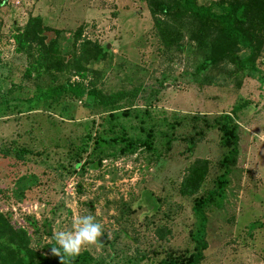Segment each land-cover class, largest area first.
<instances>
[{
  "label": "rangeland",
  "instance_id": "rangeland-1",
  "mask_svg": "<svg viewBox=\"0 0 264 264\" xmlns=\"http://www.w3.org/2000/svg\"><path fill=\"white\" fill-rule=\"evenodd\" d=\"M31 16L60 33L49 66L27 75L28 55L15 35ZM106 44L108 52L96 57L94 50ZM206 55L183 29L178 46L166 48L144 0L0 4V212L28 232L31 247L57 257L50 253L58 246L54 234L72 230L77 216L92 215L101 236L79 251L92 264H159L167 253L190 251L200 233L207 248L199 264H264V44L256 60L260 74L229 62L202 68ZM66 83L106 94L139 92L113 107L86 96L37 98L39 89ZM242 103L235 116L237 163L222 205L205 210L203 226L192 202L216 174L219 133L210 129L192 150L185 140L167 148L166 135L190 132L185 115L211 117ZM148 127L154 131L149 151L122 154L107 140L123 131L144 138ZM201 164L200 187L184 192L183 180Z\"/></svg>",
  "mask_w": 264,
  "mask_h": 264
},
{
  "label": "trees",
  "instance_id": "trees-1",
  "mask_svg": "<svg viewBox=\"0 0 264 264\" xmlns=\"http://www.w3.org/2000/svg\"><path fill=\"white\" fill-rule=\"evenodd\" d=\"M5 0H0L2 4ZM148 7L153 25L166 48L178 46L182 29L186 36L207 50L201 67L229 62L236 70L248 75L260 74L256 60L264 44V0H216L208 5L199 4L197 0H144ZM60 31L45 26L39 16H31L23 30L15 35L16 44L28 55L26 74L48 67L57 50ZM106 45L98 47L94 54L103 58L107 53ZM56 68L58 63L52 64ZM38 74V73H37ZM139 91H118L113 94L103 93L100 89L66 83L39 89L37 98L46 102H56L62 96L76 99L88 97L98 106L113 107L123 100H131ZM244 103L234 106L230 112L213 116H184L190 126V132L181 137L166 135V146L169 148L175 141L185 140L187 148L192 150L195 140L201 138L210 129L219 133V145L223 154L216 163V174L210 180L209 187L201 194L195 195L192 210L201 216L205 225L204 213L207 208L220 207L224 199L228 176L237 163L239 153L238 125L236 113ZM124 114V113H123ZM110 115L111 131H114L115 118ZM121 132V129L119 130ZM118 132V131H117ZM154 131L152 127L145 130L144 138H130L124 131L107 140L119 144V151L124 154L138 149H153ZM98 143L96 142V145ZM79 161H75L74 168ZM206 170L204 164L192 167V173L183 180L182 189L193 193L200 187L201 177ZM35 219L28 220V225L37 230ZM190 251L175 254L167 253L159 264H199L207 248L205 236L200 233L194 240ZM53 247H58L53 245ZM93 258L82 252L75 256L60 253V258H52L31 247L30 235L22 227L14 226L8 215L0 212V264H92Z\"/></svg>",
  "mask_w": 264,
  "mask_h": 264
},
{
  "label": "clouds",
  "instance_id": "clouds-1",
  "mask_svg": "<svg viewBox=\"0 0 264 264\" xmlns=\"http://www.w3.org/2000/svg\"><path fill=\"white\" fill-rule=\"evenodd\" d=\"M99 236L101 225L92 215L77 216L72 222V230L54 234L53 239L59 247L50 248V253L59 258L61 252L69 257L78 255L82 245L98 242Z\"/></svg>",
  "mask_w": 264,
  "mask_h": 264
},
{
  "label": "water",
  "instance_id": "water-1",
  "mask_svg": "<svg viewBox=\"0 0 264 264\" xmlns=\"http://www.w3.org/2000/svg\"><path fill=\"white\" fill-rule=\"evenodd\" d=\"M106 48H109V44H106Z\"/></svg>",
  "mask_w": 264,
  "mask_h": 264
}]
</instances>
